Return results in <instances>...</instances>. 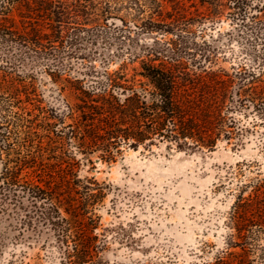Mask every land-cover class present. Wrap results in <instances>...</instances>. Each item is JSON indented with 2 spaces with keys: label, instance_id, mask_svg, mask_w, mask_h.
<instances>
[{
  "label": "trees",
  "instance_id": "1",
  "mask_svg": "<svg viewBox=\"0 0 264 264\" xmlns=\"http://www.w3.org/2000/svg\"><path fill=\"white\" fill-rule=\"evenodd\" d=\"M211 1L209 14L199 12L194 20L168 12V0H0V255L36 246L51 264H110L104 254L120 234L95 213L105 188L79 175L80 162L68 147L84 156L102 151L109 162L121 145L138 149L155 139L180 150L212 149L222 131L233 139L226 129L242 135L235 113L264 124V17L249 14L250 0H227L235 25L216 37L226 38L239 60L232 74L206 65L220 49L215 38L194 44L196 53L188 46L194 54L183 61L179 48L196 35L191 22H210L224 6ZM133 33L157 35L154 42L163 47L142 58L140 75L148 86L128 85L122 72L75 64L89 61L79 56L84 46L110 44L117 36L133 40ZM168 35L176 38L173 49L163 38ZM41 73L56 86L44 90ZM188 77L209 81L202 102L180 98ZM195 110L209 126L194 119ZM67 119L69 131H58ZM253 184L233 206L230 228L237 234L226 240L228 258L200 264H264L257 233L264 232V179Z\"/></svg>",
  "mask_w": 264,
  "mask_h": 264
},
{
  "label": "rangeland",
  "instance_id": "2",
  "mask_svg": "<svg viewBox=\"0 0 264 264\" xmlns=\"http://www.w3.org/2000/svg\"><path fill=\"white\" fill-rule=\"evenodd\" d=\"M168 1V12L177 13L175 15L179 18L190 15L189 18L194 20L199 12L209 14L208 3L212 2ZM222 1L224 6L219 11H214L210 22H191L189 30L196 35L188 36L187 46L184 44L179 49L184 56L183 61H189L191 56L188 55L194 53H187L188 46L195 51L194 44L199 46L202 42H211L215 38L214 44L220 49L213 63L206 65L214 71L232 74V66L239 64V60L228 50L229 42L226 38L216 37L219 32L233 28L235 22H232L230 13L235 11L230 10L229 1ZM250 2L252 5L249 14L264 17V0ZM151 6L147 5L145 17L151 13ZM152 12L156 13L155 10ZM126 14L123 13L125 17ZM165 17L164 15L163 18ZM126 19L132 21L128 17ZM118 24L121 25L119 22ZM127 25L132 30V22ZM133 35V40H123L124 38L117 36L119 39L110 41V44L98 42L84 46L79 50V56L89 61L83 63V60H76L75 64H80L77 67L83 69L85 66L95 67L102 73L105 69L122 72L128 85L148 86V80L140 75L142 60H145L142 58L163 47L154 42L157 35ZM163 38L170 43V49L175 48V37L168 35ZM170 63L155 62L170 71H182L180 67L174 68L173 63ZM39 81H42L43 88L47 91L56 86L43 73L39 74ZM181 82V99L190 98L195 103L203 101L209 81L202 77H188ZM193 117L201 126H209L204 124L201 110L196 111ZM233 117L239 121L240 128L245 127L242 135H237V128L226 129L233 132L229 136L233 139L228 141L222 131L212 149L180 150L174 143H161L155 139L152 145H141L138 149L121 145L119 151L114 152L113 160L107 162L102 160V151L84 156L74 146L68 147L80 162L79 175L82 178H94L105 188V197L96 206L95 213L103 226L118 227L120 234L114 235L117 239L110 241V248L104 254L107 262L200 264L204 260L228 258L225 253L226 240L229 234H237L230 228L233 206L239 196L250 192L253 181L264 179V124L252 114L235 113ZM256 120L258 123L253 126ZM71 123L67 119L65 125H59L57 130L68 132ZM259 232L258 229L259 243L264 248V232ZM236 251L241 252L239 249ZM257 262L262 264L261 260ZM0 264L51 263L44 252L35 246L25 249L15 247L5 251L4 255H0Z\"/></svg>",
  "mask_w": 264,
  "mask_h": 264
}]
</instances>
